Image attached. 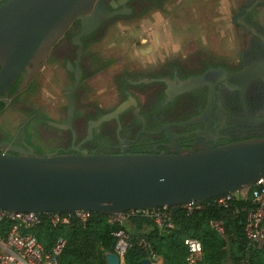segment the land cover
Returning a JSON list of instances; mask_svg holds the SVG:
<instances>
[{"label":"water","instance_id":"water-1","mask_svg":"<svg viewBox=\"0 0 264 264\" xmlns=\"http://www.w3.org/2000/svg\"><path fill=\"white\" fill-rule=\"evenodd\" d=\"M4 1L0 0V97L18 80H21L18 93L28 88L75 21L80 22L81 33L73 39V44L81 59L84 38L115 18L133 13L124 6L128 0L112 2V12L106 8L105 0ZM118 6L124 8L117 10ZM238 22L264 43V36L258 34L245 17ZM69 71H72L71 64ZM75 78L76 83L66 90L67 123L60 124L39 116L51 128L71 131L74 140L77 137L74 131L76 100L72 92L81 82L80 71ZM224 79L227 90L240 91L245 105L248 85L255 80L264 82V62L246 66L236 74L213 70L181 83L176 88L178 93L209 88L210 100L204 115L184 124L164 126L156 133L142 130L135 141L121 140V143L134 144L141 135L163 132L174 141L176 137L170 133L172 126L202 123L206 130L210 129L215 83ZM131 106L137 107L133 98L93 122L89 137L93 136V129L103 123L119 121L120 115ZM219 108L223 110L221 104ZM139 112V109L135 110V114L139 115ZM37 117L33 116L28 122ZM139 119L143 121L140 116ZM11 149L19 154L0 152V208L11 213L43 215L85 211L116 215L181 207L246 191L264 179V138L214 148L204 144L199 150H183L174 145L172 154H130L124 150L116 155L84 152L36 156L33 149ZM106 261L107 264H121L114 253L107 254ZM142 264H155V261L146 259Z\"/></svg>","mask_w":264,"mask_h":264},{"label":"flooded vegetation","instance_id":"flooded-vegetation-1","mask_svg":"<svg viewBox=\"0 0 264 264\" xmlns=\"http://www.w3.org/2000/svg\"><path fill=\"white\" fill-rule=\"evenodd\" d=\"M119 1L121 0H105V6L112 12L114 11L111 6L112 2L118 3ZM255 2H264V0H255ZM254 5L255 3L252 6ZM124 6L134 10V5L131 0L125 2ZM123 8V6H118L117 10ZM250 8L242 12L238 21L240 18L245 17V21L254 27L258 34L264 36V30L257 25L256 22L252 21L250 17L251 12H248ZM133 15L134 11L131 15L123 16V18ZM239 26L241 25L239 24ZM241 27L249 35V40L243 43L242 47L235 54V56H237L236 61H212L202 57H195L159 59L154 63L136 67L133 70H128L123 67L120 74H118L115 79V88L120 96L119 105L129 101L130 98L135 99L137 101V107L131 106L124 113L128 114L127 118H131V114H134L138 118L139 123L121 120V116L124 114L122 113L119 117V121L103 123L100 127L94 128L93 136L90 138L89 128L92 123L98 121L115 108L107 112L99 105L91 104L84 117L83 127L86 131L82 135L78 132L77 125L80 99L79 92L82 91V87L86 81L112 64H110V60L108 59L87 58L84 48L83 56L81 59L78 58V48L73 44V39L81 33V24L79 21H75L65 34V37L53 48L50 57L43 65L41 71L50 61L60 62L61 65H64L65 74L71 78L68 87L76 83L75 77L79 71L81 72V82L72 92L76 100V118L74 120V131L77 135L76 140H74L71 131L55 129L66 133V139L58 145L59 147L54 149L50 148L47 151H40L29 141L27 132L29 122L27 121L28 123L26 122L22 126V136L19 137L18 134L15 136H0V152L11 155L19 154V152L11 149V147H15L24 149L25 151L33 149L36 156H45L54 153L58 155H69L81 154L84 152L89 154H107L105 152L106 149L108 150V154L113 155L121 154L124 150L130 154H134V152H136V154H172L174 145L183 150H199L204 144L214 148L232 143L264 138V82L262 80H255L248 85L245 92L246 100L244 105L240 91L227 90L225 84L226 80L224 79L220 82L216 81L215 83V95L212 98L210 129L206 130V125L202 123L186 127L172 126L170 128V133L176 137L174 141H171L168 134L163 132L157 135L144 134L152 137L149 141H142L143 135H141L140 139L134 144L123 145L121 143V140L135 141L137 135L142 130L146 131L148 128H158L155 132H148L156 133L164 126L184 124L203 116L209 105V88L203 87L191 92L178 93L176 88L181 83L201 77L213 70L222 69L226 70L230 75L236 74L242 71L246 66L264 62V43L249 33L243 26ZM254 39H258V42H255ZM54 55L56 58L53 59ZM105 63H108V66L103 68L102 65ZM69 64L72 65V71H69ZM89 73L92 74L88 76ZM35 80H33L22 93H18V89L21 86V80H18L0 97V116L9 106L15 103L18 97H21L22 94L27 92L31 87L32 89L34 88ZM144 80L149 82H144ZM219 104H221L223 110H220ZM137 109L140 110L139 115L135 114V110ZM144 112L148 117H150L151 114L153 117L160 114L162 118L158 120H151L150 118L144 119L142 116ZM33 116L38 117L32 120H39L44 125L48 126L45 121L39 118V116L45 115L35 114L30 118ZM139 116L143 121L139 119ZM46 119L54 121L48 117H46ZM66 123L67 112L66 120L64 123L60 124ZM115 127L117 129H119V127L121 128L120 132L117 130L118 143L115 141L109 142V137L106 134L107 128L113 129ZM138 128H140L141 131L136 133ZM125 131L128 132L126 133ZM123 132L126 135L125 138L121 135ZM5 144H7V146L3 148Z\"/></svg>","mask_w":264,"mask_h":264},{"label":"rangeland","instance_id":"rangeland-1","mask_svg":"<svg viewBox=\"0 0 264 264\" xmlns=\"http://www.w3.org/2000/svg\"><path fill=\"white\" fill-rule=\"evenodd\" d=\"M254 3L250 17L264 30V2L255 0H167L160 10L151 9L142 16L122 17L108 23L101 30L100 39H93L85 49L87 58L108 59L112 65L86 81L79 92L78 132L83 135L86 131L83 121L91 104L107 112L119 105L115 79L123 67L133 70L159 59L195 57L236 61L235 54L249 40L238 18ZM70 80L60 62L46 64L34 88L1 114L0 136H22V126L32 114L64 123ZM27 132L30 143L40 151L59 147L67 136L39 120H31ZM120 225L131 240L138 235L127 219ZM151 230L144 229L146 233ZM226 241L228 257L224 264H247L248 256L238 251L235 239L229 237Z\"/></svg>","mask_w":264,"mask_h":264},{"label":"trees","instance_id":"trees-1","mask_svg":"<svg viewBox=\"0 0 264 264\" xmlns=\"http://www.w3.org/2000/svg\"><path fill=\"white\" fill-rule=\"evenodd\" d=\"M9 0L4 1L3 3ZM167 0H131L134 5V15L142 16L151 9L160 10ZM2 3V4H3ZM122 19V17L118 18ZM106 23L101 29L97 30L91 36L83 39V48L86 49L88 43L95 38L100 39L101 30L107 25ZM258 42V39H254ZM109 63V62H108ZM108 63L103 64V68ZM92 73H89L90 76ZM32 87L27 91H31ZM123 94V93H122ZM20 97L15 100L18 102ZM104 114V113H103ZM35 115V114H32ZM31 115V116H32ZM128 114L124 113L121 120L133 121L139 123L138 118L131 114V118H127ZM144 119L151 120L161 119L162 116L157 114L153 117L151 114H142ZM125 118V119H124ZM158 128H148L147 132H155ZM117 128L106 129L109 142L117 139ZM138 128L136 133L140 132ZM126 133L128 131H125ZM126 137L124 132L121 134ZM151 136L143 135L142 141L151 140ZM105 152L108 154V150ZM136 154V152H134ZM237 208H249V201H239L234 203ZM173 212L174 229H160L159 226L149 217L143 214L130 215L128 221L130 225L138 232L137 236H132L130 247L125 255L124 264H142L146 259L150 258L151 253L159 256L163 264H185L187 255L184 241L188 237L200 240L204 246V264H224L228 257L227 239L233 237L238 251L245 257L248 256L247 264H264V246L257 250L249 245L245 235L246 213H235L234 209L225 210L218 206L216 200H209L199 203V208H195L192 212H188L182 207H169ZM126 214H130L127 212ZM44 218V217H43ZM113 215H105L99 213H90V217L86 223L79 220H73L68 226L52 227L44 222L41 226L34 229L32 233L37 237L39 242L48 252L54 243L63 238L66 246L59 258V264H107L106 255L115 253L118 242L116 234L124 232L125 228L118 223L112 221ZM222 221L226 229V237H220L211 227L212 222ZM146 227L152 230L148 233L144 231ZM9 230V224H0V235L6 236ZM142 239L144 243H142Z\"/></svg>","mask_w":264,"mask_h":264},{"label":"built area","instance_id":"built-area-1","mask_svg":"<svg viewBox=\"0 0 264 264\" xmlns=\"http://www.w3.org/2000/svg\"><path fill=\"white\" fill-rule=\"evenodd\" d=\"M219 207L229 210L234 209L235 213H246L245 235L249 245L257 250L264 246V179L257 182L246 191L229 194L215 199ZM239 201L251 203L249 208L234 207V203ZM182 208L192 212L199 208V203H191ZM143 214L153 220L160 229H174L173 212L169 207L157 208L146 211H131L130 214L122 213L113 215L112 221L122 224L124 219L130 215ZM44 217V218H43ZM90 217L89 212L75 211L71 213H11L0 208V224H9V230L5 237L0 235V264H59L66 241L58 239L50 251H46L32 231L44 222L52 227L68 226L73 220L86 223ZM212 229L222 238L226 237V229L222 221L212 222ZM118 242L115 248L116 255L119 256L121 264H124L125 255L130 247L131 239L124 232L116 234ZM144 243V240L141 241ZM186 248L185 264H204L203 243L193 237H188L184 241ZM151 261L158 264L162 259L151 253Z\"/></svg>","mask_w":264,"mask_h":264},{"label":"crops","instance_id":"crops-1","mask_svg":"<svg viewBox=\"0 0 264 264\" xmlns=\"http://www.w3.org/2000/svg\"><path fill=\"white\" fill-rule=\"evenodd\" d=\"M127 222H128V224H129V226L132 227V226L130 225L128 219H127ZM132 228H133V227H132ZM160 264H163V261H161Z\"/></svg>","mask_w":264,"mask_h":264},{"label":"bare ground","instance_id":"bare-ground-1","mask_svg":"<svg viewBox=\"0 0 264 264\" xmlns=\"http://www.w3.org/2000/svg\"><path fill=\"white\" fill-rule=\"evenodd\" d=\"M158 264H160V263H158Z\"/></svg>","mask_w":264,"mask_h":264}]
</instances>
